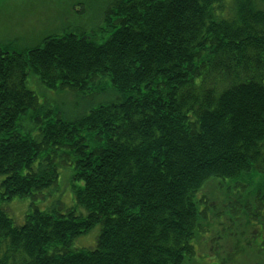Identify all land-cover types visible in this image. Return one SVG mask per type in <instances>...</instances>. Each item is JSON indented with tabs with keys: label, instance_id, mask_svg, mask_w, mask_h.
I'll list each match as a JSON object with an SVG mask.
<instances>
[{
	"label": "trees",
	"instance_id": "16d2710c",
	"mask_svg": "<svg viewBox=\"0 0 264 264\" xmlns=\"http://www.w3.org/2000/svg\"><path fill=\"white\" fill-rule=\"evenodd\" d=\"M104 21L102 43L0 45V264H185L217 180L260 177L241 210L264 227V0H114ZM30 75L103 101L62 116ZM66 165L87 215L32 207L17 226L4 204ZM97 225L96 246L74 249Z\"/></svg>",
	"mask_w": 264,
	"mask_h": 264
},
{
	"label": "rangeland",
	"instance_id": "374dc122",
	"mask_svg": "<svg viewBox=\"0 0 264 264\" xmlns=\"http://www.w3.org/2000/svg\"><path fill=\"white\" fill-rule=\"evenodd\" d=\"M113 1L0 0V45L10 44L21 51L39 44L47 36L65 33L85 34L102 43L106 35L100 28L105 25L106 10ZM37 79L30 75L28 88L41 104L62 116L72 117L103 101L101 96L91 93L79 95L70 90H47ZM73 176L71 165L61 166L54 187L34 197H15L4 204V209L17 226L25 223L32 207L43 211L76 208L79 216H86V210L77 207L74 191V187L82 183ZM216 182L221 185H208L201 191L200 198L204 203L200 209L204 212L208 208L207 217L203 231L192 243L195 254L185 264H264V227L261 223L251 222L241 210L246 202L253 204L252 194L256 193L260 177ZM237 209L239 212L234 213ZM100 229L97 225L75 238L73 248H94Z\"/></svg>",
	"mask_w": 264,
	"mask_h": 264
}]
</instances>
